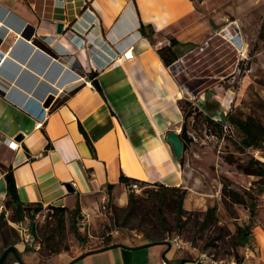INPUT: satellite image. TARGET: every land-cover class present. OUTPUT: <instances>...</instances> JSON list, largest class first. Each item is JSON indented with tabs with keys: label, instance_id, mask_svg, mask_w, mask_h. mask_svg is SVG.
Masks as SVG:
<instances>
[{
	"label": "crops",
	"instance_id": "crops-1",
	"mask_svg": "<svg viewBox=\"0 0 264 264\" xmlns=\"http://www.w3.org/2000/svg\"><path fill=\"white\" fill-rule=\"evenodd\" d=\"M11 14L35 27L32 43L47 54L37 41L50 47L57 56L49 55L63 67L57 71L48 63L37 75L29 67L40 66L32 58L34 53L24 63L10 60L19 37L15 32H10L15 33L11 44L6 38L0 45V51L8 54L0 70V205L8 198L5 171L10 168L20 201L40 203L44 209L75 210L79 203L89 211L92 203L106 197L124 206L131 190L121 181L122 175L183 187L188 194L204 193L205 173L181 165L167 140L168 132L181 133L183 112L178 102L182 97L172 66L159 54L171 38L197 42L195 0H0V24L4 25ZM59 24L64 25L62 34L57 32ZM142 24L152 37L142 34ZM162 34L165 40L158 42ZM46 35L68 49L58 50L56 42H50ZM102 39L133 40L135 59L105 64L107 55H114L107 49L93 58L88 43L98 47ZM73 66L95 74L101 91L91 79L77 76ZM69 70L68 79L62 81ZM46 76L68 94L52 102L46 123L37 129L32 112L39 110L30 100L50 95L53 88L43 82ZM27 105L32 106L30 113L24 109ZM11 141L19 144L17 149L9 146ZM252 235L254 252L244 259L246 245L243 247V264L264 261V218L254 221ZM146 244L151 242L136 245ZM165 246L153 243L147 247V257L153 262L143 264L172 262L174 258L178 264H193L182 253L177 254L174 245ZM129 251L122 246L100 250L85 257L83 264H133L134 255ZM74 259L62 258L59 264Z\"/></svg>",
	"mask_w": 264,
	"mask_h": 264
},
{
	"label": "rangeland",
	"instance_id": "rangeland-1",
	"mask_svg": "<svg viewBox=\"0 0 264 264\" xmlns=\"http://www.w3.org/2000/svg\"><path fill=\"white\" fill-rule=\"evenodd\" d=\"M195 2L198 40L193 46L176 48L182 55L171 65L181 99L203 113L209 106L225 128H229L228 113L241 120L254 118L264 125V0ZM14 39L15 33L8 35L7 44ZM164 40L165 35H160L158 42ZM91 74L78 71L86 80ZM69 75L66 72L62 81ZM201 119L191 116L188 120L193 142L185 152L184 165L205 173L204 193H187L181 214L177 196L144 195V189L158 190L157 186L143 187L133 204L121 206L113 197H106L92 203L89 211L80 207L78 212L66 210L63 214L45 208L33 217L32 211H23L22 217L14 206L4 203L0 205V257L12 245L26 263L59 264L62 258H76L120 242L129 244L126 246L151 242L166 248L171 244L176 249L175 240L184 245L176 249L177 254L191 261L202 252L218 259L241 255L238 228L244 227L253 239L254 221L244 205L223 202L221 177H228L239 191L251 192L258 204L257 218H264V176L246 171L252 158L264 161V144L242 147L239 132L233 127L227 136L218 138L207 131ZM209 209L213 210L208 214ZM129 252L134 255L133 264L153 262L146 248ZM83 263L82 259L74 264ZM172 263L179 260L174 258ZM4 264H16L15 257L9 255Z\"/></svg>",
	"mask_w": 264,
	"mask_h": 264
},
{
	"label": "trees",
	"instance_id": "trees-1",
	"mask_svg": "<svg viewBox=\"0 0 264 264\" xmlns=\"http://www.w3.org/2000/svg\"><path fill=\"white\" fill-rule=\"evenodd\" d=\"M140 30L143 35L147 37H152V34H149L146 32L145 26L142 24L140 27ZM37 44L47 51L49 54L53 56H57V54L47 45H45L42 42L37 41ZM193 43H182L178 41L175 38L170 39V44L163 46L161 49H159V54L165 64L167 66H171L173 63L179 60L182 54L178 52L176 48L180 46H193ZM96 75L91 74V80L93 83V86L101 91V87L98 83V81L95 79ZM179 107L181 111L183 112V123H182V130L180 133L181 139L184 142V155L181 159H179V162L181 165H184L185 163V152L189 148V145L193 142V138L190 137L188 133V120L191 116H194L195 119H198L201 117V122L206 125L207 131L211 132V134L216 135L218 138H223L228 135L227 131H231V127L235 128L239 132V136L241 137V140L239 144L244 147V148H256L260 145L264 144V125L260 123L259 121L255 120L254 118H248L246 120H241L236 117H233L231 113L227 114V121H229V128H225V124L223 121H217L214 119L212 111L213 109L210 108L209 106L206 107L205 113L204 111H198V107L193 105L188 100L180 99L179 102ZM249 174L257 175V176H264V161H259L255 158H252L249 162V166L247 167L246 170ZM5 177L7 181V192H8V198L5 201V205L8 206H14L17 213L21 214L23 217V211L27 212H33L31 217L35 216L36 213H39L44 210V207L40 203L36 204H26L20 201L19 195H18V189H17V184L15 181L13 169H7L5 171ZM121 181L126 184L127 186L132 183V182H139L141 183L142 187H149V186H157L159 189L155 190L152 189H144L143 193L144 195H153V196H160L161 198L164 197H173L177 196L179 198V211L178 213L181 214L183 211V203L185 196L187 194V190L183 189V187H167L163 184L159 183H149L146 181H139L137 179H130L124 175L121 176ZM221 183L223 185L222 187V200L226 205L229 204H240L244 205L246 208L249 209L250 215H251V220L255 221L257 216H258V204L256 201V198L252 195L251 192L249 191H239L238 189L234 188V183L231 181L228 177H221ZM112 185L108 186L109 191L112 189ZM137 193L135 191H130L129 194V203L133 204L136 200ZM52 210L59 211L61 214L67 210L65 207H49ZM80 210V204L78 203L75 211L78 212ZM213 209H209L208 214L212 212ZM34 224L32 223V232L34 233ZM239 232V246H245L250 243V233L246 231L244 227H239L238 228ZM75 234L76 236L80 239L81 234L78 230V228H75ZM12 246V245H11ZM110 246V245H109ZM9 247V246H8ZM108 247V246H107ZM55 253H60L59 251H55ZM235 257L239 260L242 261L243 258L239 253L235 254Z\"/></svg>",
	"mask_w": 264,
	"mask_h": 264
},
{
	"label": "water",
	"instance_id": "water-1",
	"mask_svg": "<svg viewBox=\"0 0 264 264\" xmlns=\"http://www.w3.org/2000/svg\"><path fill=\"white\" fill-rule=\"evenodd\" d=\"M1 20L2 19L0 17V21ZM63 28H64V25L59 24L57 27V32L59 34H62ZM12 31L17 33L19 35V37L11 49L10 60H16L19 63H24L26 60V57H28L31 53H34L32 58L34 61L37 60L38 63L40 64V66L35 67L33 64H31L29 67L32 69V71L35 74L41 75L42 71L44 70V68L46 67V65L48 63H52L53 68L57 69V71H60L62 69L63 64H61L58 60L54 59L52 56H50L49 54H47L43 50L37 48L32 43L33 36L35 33V27L28 25L22 18L17 17L14 14L10 15V19L5 21L3 27L0 29V45L7 38V36L10 34V32H12ZM69 72H72V71L69 70L68 73ZM46 79L47 80H45L43 82H47L46 84H49V86H52V88H53L50 90L51 91L50 95L48 96L46 103H45V107H49L52 104V102L54 101L55 94L58 92L59 89L56 87H53L54 86V85H52V83L54 81L53 78L46 76ZM34 80L36 81L37 77L36 78L34 77ZM48 81H50L51 83H48ZM42 84L45 85V83H42ZM58 86H61V84H59ZM25 89H27V88H25ZM17 139L21 140L22 136L17 137ZM167 140L170 142V144L172 146L175 157L177 159H181L184 155L185 146H184L183 140L181 139L180 133H178L176 131L168 132ZM151 245L152 244H146V245H142V246H138V247H127L123 244L110 245V246L102 248V249L86 252V253L76 257L73 261H71L68 264H74L77 261L84 259L88 255L99 252L100 250L104 251L106 249H112V248L119 247V246L125 247V248L130 249V250H138V249L147 248ZM11 254L15 257L16 264H34V263L24 262L22 255H21V252L19 251V249L16 246H9L4 250L3 254L0 257V264H4L6 259L8 258V256ZM183 263H185V262H183Z\"/></svg>",
	"mask_w": 264,
	"mask_h": 264
},
{
	"label": "built area",
	"instance_id": "built-area-1",
	"mask_svg": "<svg viewBox=\"0 0 264 264\" xmlns=\"http://www.w3.org/2000/svg\"><path fill=\"white\" fill-rule=\"evenodd\" d=\"M133 45H134V41L130 40V39L116 40L114 42L109 40V39H106V40L102 39L101 44L98 47L92 43H88V51L90 52V54L93 58H97V57H99V53H100L101 49H102V51L107 49V50L111 51L114 55H112V56L107 55L106 59L103 60L105 62V64L118 65L124 61H130V60L135 59L136 56L134 53ZM7 56H8V54L4 55V53L2 51H0V70L5 63ZM73 72L77 76H79L77 68L74 67ZM79 77H81V76H79ZM1 82H2V80L0 79V84H1ZM67 94H68V92L65 91L64 89L59 90L55 94L54 100L58 99L61 96H65ZM47 98H48V96L45 97L43 100H38L36 98H32L30 100V104L39 110V113H37V114L32 112V114H34V116L37 120V124H36L37 129L42 128L47 121L48 109H49V107H45V103H46ZM30 107H32V106L27 105L24 107V109L30 113L31 112ZM214 119L219 121V119L217 117H214ZM226 129H228V125H226ZM18 145L19 144H17L15 141H11L9 143V146L13 149H17ZM129 189L131 191H135L136 193H139L142 191L143 187L139 182H132L129 186ZM24 231L27 232L25 228L23 229V232ZM174 244L176 246V249L183 248V246H184L183 243L181 241H178V240H175ZM253 252H254L253 245L250 243L247 244L244 247V259L247 258ZM191 262L193 264H243L244 260L239 261L235 256H231V257L225 258V259H218V258L214 257L213 255H210L206 252H202L196 257V259L192 260ZM159 264H173V263L170 261H163ZM260 264H264V261H262Z\"/></svg>",
	"mask_w": 264,
	"mask_h": 264
},
{
	"label": "bare ground",
	"instance_id": "bare-ground-1",
	"mask_svg": "<svg viewBox=\"0 0 264 264\" xmlns=\"http://www.w3.org/2000/svg\"><path fill=\"white\" fill-rule=\"evenodd\" d=\"M0 25H3L2 23L0 24ZM13 32V31H12ZM46 37L50 40V42H56V40H55V38H53V37H51V36H49V35H46ZM56 48L58 49V50H60V51H62V52H65L68 48L67 47H64V46H62L61 44H58L57 42H56ZM53 87H56V88H58V89H60L62 86H58L57 84H55ZM180 96H181V94H180ZM263 239H264V237H263Z\"/></svg>",
	"mask_w": 264,
	"mask_h": 264
}]
</instances>
